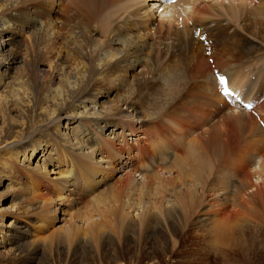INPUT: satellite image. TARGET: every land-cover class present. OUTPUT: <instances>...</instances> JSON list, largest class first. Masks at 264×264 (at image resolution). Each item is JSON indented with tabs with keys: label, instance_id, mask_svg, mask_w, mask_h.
Segmentation results:
<instances>
[{
	"label": "bare ground",
	"instance_id": "6f19581e",
	"mask_svg": "<svg viewBox=\"0 0 264 264\" xmlns=\"http://www.w3.org/2000/svg\"><path fill=\"white\" fill-rule=\"evenodd\" d=\"M64 1L0 0V264H264V0Z\"/></svg>",
	"mask_w": 264,
	"mask_h": 264
},
{
	"label": "rangeland",
	"instance_id": "374dc122",
	"mask_svg": "<svg viewBox=\"0 0 264 264\" xmlns=\"http://www.w3.org/2000/svg\"><path fill=\"white\" fill-rule=\"evenodd\" d=\"M65 4L69 5L71 7L72 10L75 9V11L80 12V11H87L90 8H97L99 10V17H104V18H110V16H112V14H114L117 10L118 7H120V4H114L112 3H107L104 0H65L64 1ZM106 4V5H105ZM116 6V7H115ZM105 8V9H104ZM113 8V9H112ZM111 9V10H110ZM114 12V13H112ZM103 14V15H102ZM155 17L157 16V12L155 11ZM122 170V169H120ZM123 172H117L116 175H114L115 177L122 175ZM102 178V176H98L96 177V180H100ZM137 182H139V177L136 178ZM109 184V183H108ZM94 185V189L100 190L101 187L96 188L95 184ZM10 195V194H9ZM8 195V197H9ZM87 196H89V194L84 195L80 202L77 204V208L75 209L76 212L75 214V218H79L80 214L82 213L80 208L86 206L88 204V198ZM10 199H8L7 201H4L3 203V207L9 205V201ZM66 219V217H65ZM212 264H216V263H212Z\"/></svg>",
	"mask_w": 264,
	"mask_h": 264
},
{
	"label": "snow or ice",
	"instance_id": "6c2138e0",
	"mask_svg": "<svg viewBox=\"0 0 264 264\" xmlns=\"http://www.w3.org/2000/svg\"><path fill=\"white\" fill-rule=\"evenodd\" d=\"M221 83H223V80H221Z\"/></svg>",
	"mask_w": 264,
	"mask_h": 264
}]
</instances>
